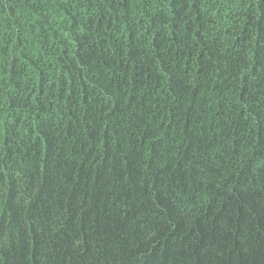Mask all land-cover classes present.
<instances>
[{
  "label": "trees",
  "instance_id": "16d2710c",
  "mask_svg": "<svg viewBox=\"0 0 264 264\" xmlns=\"http://www.w3.org/2000/svg\"><path fill=\"white\" fill-rule=\"evenodd\" d=\"M0 264H264V0H0Z\"/></svg>",
  "mask_w": 264,
  "mask_h": 264
}]
</instances>
